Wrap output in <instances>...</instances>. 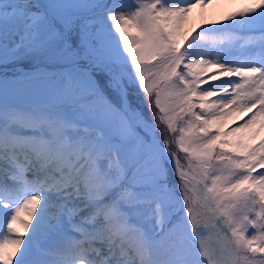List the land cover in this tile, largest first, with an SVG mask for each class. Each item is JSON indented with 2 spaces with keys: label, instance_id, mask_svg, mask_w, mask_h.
<instances>
[{
  "label": "snow or ice",
  "instance_id": "6c2138e0",
  "mask_svg": "<svg viewBox=\"0 0 264 264\" xmlns=\"http://www.w3.org/2000/svg\"><path fill=\"white\" fill-rule=\"evenodd\" d=\"M0 264H264V0H0Z\"/></svg>",
  "mask_w": 264,
  "mask_h": 264
},
{
  "label": "rangeland",
  "instance_id": "374dc122",
  "mask_svg": "<svg viewBox=\"0 0 264 264\" xmlns=\"http://www.w3.org/2000/svg\"><path fill=\"white\" fill-rule=\"evenodd\" d=\"M233 6H228V5H220V6H216L214 7V9H210V10H206L209 14H212V15H219L221 12L223 11H226V10H229V8H231ZM200 12L201 10L200 9H196L194 10V12L192 13V20L198 22L199 19H200ZM238 123H242L241 120L237 119L236 121L232 122L230 124V126H235L236 124Z\"/></svg>",
  "mask_w": 264,
  "mask_h": 264
}]
</instances>
